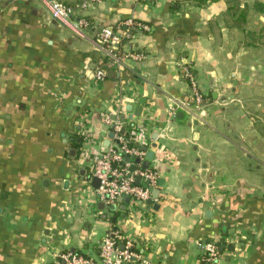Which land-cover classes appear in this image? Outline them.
Instances as JSON below:
<instances>
[{"label": "crops", "instance_id": "0c3cea01", "mask_svg": "<svg viewBox=\"0 0 264 264\" xmlns=\"http://www.w3.org/2000/svg\"><path fill=\"white\" fill-rule=\"evenodd\" d=\"M59 1L90 28L74 33L44 0H0V264L97 257L110 228L152 264H203L208 242L220 264H264V0ZM129 19L150 31L122 49L147 58L118 67L98 33ZM180 63L203 104L170 118L194 105ZM105 116L134 126L158 175L144 203L97 193Z\"/></svg>", "mask_w": 264, "mask_h": 264}, {"label": "built area", "instance_id": "2783aa9c", "mask_svg": "<svg viewBox=\"0 0 264 264\" xmlns=\"http://www.w3.org/2000/svg\"><path fill=\"white\" fill-rule=\"evenodd\" d=\"M153 1V0H148ZM51 17L71 29L74 33L82 35L90 28V21L83 17H75L76 10L59 0H44ZM126 30L119 28L115 32L111 27H103L98 33V42L105 51H108L112 63L121 67L125 61H143L147 58L144 51L131 46L122 49L124 42L134 43L136 35L127 29L139 28L145 32L150 31L148 25L129 19L122 23ZM183 76L189 82L194 97V105L185 102H175L168 109V116L176 117L179 110L195 111L203 104V96L198 89L196 75L192 67L187 63H180ZM106 71L100 67L95 73L98 81H103ZM106 125L113 127L115 140L104 153L99 154L93 164L92 175L100 180L97 193L107 205H116L123 198L128 197L133 202L144 203L151 198L152 190L158 180L156 172L144 169L141 163L145 160L146 153L137 144L133 147L127 145L126 140L119 131L127 128V123L118 118L104 117ZM131 132H135L131 130ZM136 134V132H135ZM137 160L139 161L137 163ZM133 167H135L133 169ZM142 181V183L138 181ZM120 235L118 231L110 228L104 235L97 257H87L74 251H66L55 256L52 264H152L139 255L131 241H125L120 247ZM205 260L208 264H220L221 253L216 243L208 242L202 245Z\"/></svg>", "mask_w": 264, "mask_h": 264}, {"label": "trees", "instance_id": "16d2710c", "mask_svg": "<svg viewBox=\"0 0 264 264\" xmlns=\"http://www.w3.org/2000/svg\"><path fill=\"white\" fill-rule=\"evenodd\" d=\"M75 17L77 18V17H79V15H76ZM136 22H139V21H136ZM140 23L145 24L143 22H140ZM145 25H147V24H145ZM119 28H121V30H123V31L126 30L124 25H119ZM119 28L117 27V29H119ZM127 31H130L132 34H135V35H137L138 33L145 32L142 29H139V28H136V27L133 28V29H129L128 28ZM115 32H116V29H114V33ZM139 50L142 51V49H139ZM130 127H131V130H135L134 126H130ZM119 134L126 140L128 146L133 147V146L136 145V137H137V135L135 134V132L133 133L130 130H127V128H124V129L119 131ZM218 247H221V245L219 244ZM203 264H208V262L205 260L203 262Z\"/></svg>", "mask_w": 264, "mask_h": 264}, {"label": "water", "instance_id": "95a60500", "mask_svg": "<svg viewBox=\"0 0 264 264\" xmlns=\"http://www.w3.org/2000/svg\"><path fill=\"white\" fill-rule=\"evenodd\" d=\"M148 159H149V160L152 159V154L149 155ZM138 162H139V161L137 160V163H138ZM148 166H149V162L147 161V162L144 163L143 167H144V169H147ZM134 168H135V167H133V169H134ZM94 183L97 184V189H98V187H99V185H100V180L97 179V178H95V179H94ZM155 192L158 193V190H155ZM125 200L128 201L129 198L126 197ZM112 209H115V206H112Z\"/></svg>", "mask_w": 264, "mask_h": 264}]
</instances>
